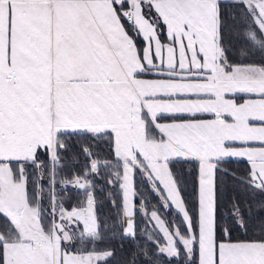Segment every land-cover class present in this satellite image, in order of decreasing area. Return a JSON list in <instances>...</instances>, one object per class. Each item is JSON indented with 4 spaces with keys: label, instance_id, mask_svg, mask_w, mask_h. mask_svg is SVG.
Wrapping results in <instances>:
<instances>
[{
    "label": "snow or ice",
    "instance_id": "obj_1",
    "mask_svg": "<svg viewBox=\"0 0 264 264\" xmlns=\"http://www.w3.org/2000/svg\"><path fill=\"white\" fill-rule=\"evenodd\" d=\"M0 220V264H264V0H0Z\"/></svg>",
    "mask_w": 264,
    "mask_h": 264
},
{
    "label": "trees",
    "instance_id": "obj_2",
    "mask_svg": "<svg viewBox=\"0 0 264 264\" xmlns=\"http://www.w3.org/2000/svg\"><path fill=\"white\" fill-rule=\"evenodd\" d=\"M235 38H233V43H235ZM231 168L233 169H241L243 170L245 167H246V164L244 162H238V163H234L232 165H230ZM106 188V191H110L111 189H107V186H105ZM98 195L101 196V198L103 199L104 197V193H98ZM100 212L102 215H105V216H110L113 214L114 212V209L112 208L111 204L108 203V201L106 199H104V203H103V206L101 207L100 209ZM5 222L3 220H0V225L4 224ZM128 245L126 244L125 247H127ZM165 264H167V261H165Z\"/></svg>",
    "mask_w": 264,
    "mask_h": 264
}]
</instances>
